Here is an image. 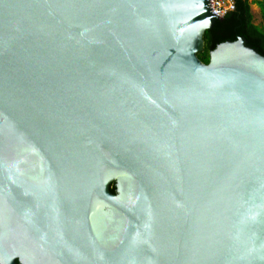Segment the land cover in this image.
I'll use <instances>...</instances> for the list:
<instances>
[{"label":"water","instance_id":"water-1","mask_svg":"<svg viewBox=\"0 0 264 264\" xmlns=\"http://www.w3.org/2000/svg\"><path fill=\"white\" fill-rule=\"evenodd\" d=\"M218 18L0 0V264H264V55L203 62Z\"/></svg>","mask_w":264,"mask_h":264},{"label":"trees","instance_id":"trees-1","mask_svg":"<svg viewBox=\"0 0 264 264\" xmlns=\"http://www.w3.org/2000/svg\"><path fill=\"white\" fill-rule=\"evenodd\" d=\"M235 9L216 19L214 25L204 32V50L198 57L205 63L209 62V52L220 42L235 40L243 35L248 44L264 55V26L252 22V13L248 0H233ZM261 8L264 23V0L256 1ZM114 191V187H111Z\"/></svg>","mask_w":264,"mask_h":264},{"label":"built area","instance_id":"built-area-1","mask_svg":"<svg viewBox=\"0 0 264 264\" xmlns=\"http://www.w3.org/2000/svg\"><path fill=\"white\" fill-rule=\"evenodd\" d=\"M211 12L220 18L235 9L233 0H210Z\"/></svg>","mask_w":264,"mask_h":264},{"label":"rangeland","instance_id":"rangeland-1","mask_svg":"<svg viewBox=\"0 0 264 264\" xmlns=\"http://www.w3.org/2000/svg\"><path fill=\"white\" fill-rule=\"evenodd\" d=\"M257 0H248L250 4V10L252 13V22L259 26H264L262 14H261V8L256 2Z\"/></svg>","mask_w":264,"mask_h":264}]
</instances>
